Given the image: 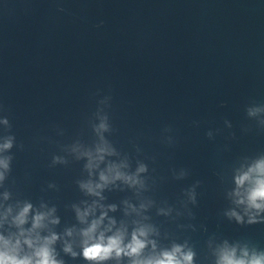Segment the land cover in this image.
<instances>
[{
  "label": "water",
  "instance_id": "95a60500",
  "mask_svg": "<svg viewBox=\"0 0 264 264\" xmlns=\"http://www.w3.org/2000/svg\"><path fill=\"white\" fill-rule=\"evenodd\" d=\"M10 135L0 252L35 261L55 235L60 264H96L82 233L103 217L96 239L149 234L139 256L100 264L174 245L194 264H216L225 242L264 253V212L245 214L233 195L235 176L264 159V0H0V144ZM101 173L99 195L81 186ZM77 209L90 210L84 222Z\"/></svg>",
  "mask_w": 264,
  "mask_h": 264
},
{
  "label": "clouds",
  "instance_id": "9594fccd",
  "mask_svg": "<svg viewBox=\"0 0 264 264\" xmlns=\"http://www.w3.org/2000/svg\"><path fill=\"white\" fill-rule=\"evenodd\" d=\"M260 109H257V111ZM5 125H9L7 119L3 120ZM103 127V126H102ZM15 136L10 135L5 138L3 144H0V152L10 151L15 142ZM101 153L99 160H103V154L107 151L106 149H98ZM111 154V153H109ZM13 157L8 156L0 159V168L4 171H0V182L5 179V172H10L11 162ZM59 161V158H55ZM94 166L93 162H90L88 167L92 168ZM116 171L114 179H123L126 182H133L132 177L125 176L123 173L116 170V166H110L108 171L112 173ZM139 172L146 171V167L141 165ZM100 180L103 182L101 184H96L93 186L91 183L81 185L89 193L93 195H99L100 193L97 189H102L108 183H110V178L108 175L101 173ZM236 189L233 193L235 197V203L237 206H246V213L255 212L257 214L264 212V159L258 160L251 168L246 172H242L235 176ZM32 205L28 204L24 207L23 211L17 217L16 223L18 225H23L27 222V216L31 211ZM114 210V209H113ZM90 211V210H89ZM89 211L80 212L77 209L79 218L82 222L85 221L86 217L89 215ZM230 218H235L239 223H243V217L240 216L236 211L228 213ZM45 216L43 214H37L35 217L34 228L43 227V220ZM103 217L101 220L94 221L91 226L86 229L82 235L85 237L83 255L86 260L96 262L100 264L105 260L112 257L113 253L119 257L122 254L129 256H139L143 250L147 247V236L149 230L145 228L139 229L137 232L133 233L132 241L126 247L124 246V237L122 234H117L116 236H111L105 239V236L101 234L98 239L95 237V233L99 229ZM58 220H54L53 223H58ZM255 216H252L249 223H256ZM71 235V232H69ZM144 239H141V238ZM2 239V238H0ZM58 239L53 235L50 239L45 241L43 247H41L37 253V259L33 261L30 258L20 259L17 256L10 255L6 252H0V264H60L54 256L50 245ZM66 252H71V247L65 249ZM217 256L216 264H264V253H253L251 257L249 256L248 250L245 248L241 256L237 255V248L230 247L227 242L220 247L215 253ZM73 255H75L73 253ZM195 252L192 249L185 251V247L181 245H174L171 250L163 251L159 257L152 258L146 261H134L133 264H194Z\"/></svg>",
  "mask_w": 264,
  "mask_h": 264
}]
</instances>
